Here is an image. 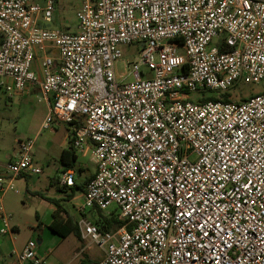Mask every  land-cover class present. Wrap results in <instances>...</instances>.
<instances>
[{"label": "built area", "instance_id": "built-area-1", "mask_svg": "<svg viewBox=\"0 0 264 264\" xmlns=\"http://www.w3.org/2000/svg\"><path fill=\"white\" fill-rule=\"evenodd\" d=\"M57 1L0 0V89L38 90L41 130L68 125L95 162L77 206L82 238L105 253L94 264H264V0H78L72 33L51 26ZM123 47L139 57L125 61ZM242 83L263 91L203 101ZM34 145L18 141L0 170L2 235L16 231L4 194L42 173ZM60 184H77L74 169ZM91 211L124 225L104 231ZM38 245L13 255L54 264Z\"/></svg>", "mask_w": 264, "mask_h": 264}, {"label": "rangeland", "instance_id": "rangeland-1", "mask_svg": "<svg viewBox=\"0 0 264 264\" xmlns=\"http://www.w3.org/2000/svg\"><path fill=\"white\" fill-rule=\"evenodd\" d=\"M80 6L81 2L78 0H58L55 20L51 26L67 33L77 31V12ZM122 50L125 61H134L141 52L140 47H123ZM54 54L56 56L57 53ZM118 69L120 73L124 72V64L121 63ZM127 80L131 82L134 79L130 75ZM261 91H263L261 85L242 83L229 93L233 100L243 101ZM199 95H193V99L199 100ZM205 95L210 98L221 96L216 91H207ZM40 98L36 93H31L27 96L15 95L10 99L7 93L0 89V170L5 174L7 171L4 167L18 157V141L27 142L32 139H35L31 152L33 163L42 170L39 175L16 178L14 190L7 191L3 196V206L11 217V225L18 229L11 235L0 234V264H19L13 252L20 251L30 239L37 243L42 241V250L49 252L47 259L49 263L80 264L85 257L103 260L104 250L97 243L90 241L83 243L74 234L63 239L49 228L53 219L52 204L46 198L62 199L69 214L78 223L81 215L77 206L82 205L83 197L82 192H78L72 201H64L66 193L59 183L64 166L61 161V135L64 128L69 126L56 123L51 129L41 130L48 113V105L44 100L40 101ZM58 125H61V130L57 133ZM73 169L77 183H85L96 172V164L90 155H78ZM115 209L116 206L113 205L108 211ZM103 214L108 215L107 212ZM84 217L99 225V211L87 212Z\"/></svg>", "mask_w": 264, "mask_h": 264}, {"label": "trees", "instance_id": "trees-1", "mask_svg": "<svg viewBox=\"0 0 264 264\" xmlns=\"http://www.w3.org/2000/svg\"><path fill=\"white\" fill-rule=\"evenodd\" d=\"M216 99L217 98L208 97L206 99H203V101L207 102ZM219 99L224 102H230L232 100V96L230 93H224L219 97ZM77 160H78V154L76 153V150L73 148L72 145H71V150L68 151L65 150L61 155V161L67 169L70 168L73 169L76 165ZM92 177L93 176L89 177V179H87L85 183H77L74 187L71 188L62 187L61 189L66 193V198L64 199V201H71L78 192H84L87 183ZM41 196L45 197L43 194H41ZM46 199L51 204H54L56 206V211L53 213L54 219L49 226L51 231L63 239L68 238L72 234H74L79 239H81V230L79 228V225L74 221L73 216L69 214V211L62 203L63 200L54 199V198H46ZM99 215H100V219L98 226H100V228L104 231H115L124 225V223L119 221L115 215H104L103 212L101 211H99ZM94 263L95 262L89 257L83 258L80 262V264H94Z\"/></svg>", "mask_w": 264, "mask_h": 264}, {"label": "crops", "instance_id": "crops-1", "mask_svg": "<svg viewBox=\"0 0 264 264\" xmlns=\"http://www.w3.org/2000/svg\"><path fill=\"white\" fill-rule=\"evenodd\" d=\"M56 12V11H55ZM1 36H0V40H1ZM31 93H36L37 95H39L40 94V92L38 91V90H34V91H32V92H30L29 94H31ZM29 94H27V95H29ZM27 95H25V96H27ZM192 98H193V96H192ZM195 100H198V99H195ZM56 132L58 133L60 130H61V125H58V126H56ZM61 137H62V141H61V147H62V153H63V151H65V150H71V138H72V130H71V127H66V128H64V130H63V132H62V135H61ZM62 155V154H61ZM65 169H67L65 166H63V171L65 170ZM59 183H60V180H59ZM60 186H61V184H60ZM61 188H62V186H61ZM72 201V200H71ZM51 211H52V216H53V213L56 211V206L54 205V204H52L51 205ZM53 219H54V216H53ZM53 219H52V221H53ZM52 221H51V223H52ZM50 226V225H49ZM15 227V230L17 231V227L16 226H14ZM54 233V232H53ZM55 234V233H54ZM57 235V234H56ZM60 237V236H59ZM61 238V237H60ZM79 239V238H78ZM81 242H83V243H85L86 241H90V240H85V239H83L82 238V234H81V239H79ZM90 242H92V241H90ZM95 243V242H94ZM41 244H42V241H39V245H38V251H39V253H40V255H42V256H44V257H46V259H48V257H49V252H47V250H42V248H41ZM98 244V243H97ZM24 246V245H23ZM90 259H92V258H90ZM95 263L96 262H99V261H101V260H98V259H92Z\"/></svg>", "mask_w": 264, "mask_h": 264}]
</instances>
